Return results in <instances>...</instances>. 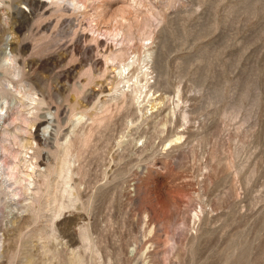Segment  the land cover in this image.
I'll return each mask as SVG.
<instances>
[{"label":"rangeland","instance_id":"1","mask_svg":"<svg viewBox=\"0 0 264 264\" xmlns=\"http://www.w3.org/2000/svg\"><path fill=\"white\" fill-rule=\"evenodd\" d=\"M0 78V264H264V0H0Z\"/></svg>","mask_w":264,"mask_h":264},{"label":"bare ground","instance_id":"2","mask_svg":"<svg viewBox=\"0 0 264 264\" xmlns=\"http://www.w3.org/2000/svg\"><path fill=\"white\" fill-rule=\"evenodd\" d=\"M73 2V1H72ZM49 35L50 34H48V35H44V34H42L40 37H38L39 39L37 40V42H39V41H48V40H51V39H56V36L55 37H49ZM36 38V37H35ZM37 39V38H36ZM56 41V40H55ZM44 43L43 42H40V43H38L37 45L38 46H40V45H43ZM48 46V45H47ZM11 50L13 51V55L11 54L10 56H6L7 57V59L10 61L9 63H11V62H13L14 61V56L16 55V54H18V55H20V60H18V61H15V62H13V63H17L18 64V66L16 67L13 63H11L7 68H6V70H4L7 74H9V75H18V73L21 75V77H20V79H18L17 81H15V82H13L12 80H10V79H6V82L7 83H9V82H13L14 83V85H18V89H16V93H20L21 94V97L23 96L24 98H26V99H28V100H33V94H35V92H41L40 90H38L37 89V87L35 86V85H33V84H31L30 83V81H28L26 78H24V76H26V75H28V73L27 72H25V70H23V67L25 66V64H27L28 62H27V60L24 58V56H25V53L23 52V48L22 47H19L18 45H14V46H12L11 47ZM66 53V52H65ZM130 64H132V62H126V63H122L121 65H120V67H118V70H117V75H118V77L120 78V80L118 81V83L119 82H124L125 84L124 85H126L127 86V88H128V76H127V73L128 72H126L127 70H128V68H129V65ZM82 65V64H81ZM71 68V67H70ZM141 73H143V74H146V71H143V72H141ZM142 74V75H143ZM90 75V74H89ZM144 76H146V75H144ZM136 78H137V76H136ZM135 78V82H133V84H136L137 83V79ZM91 79V75L90 76H88V82H89V80ZM3 80H5V78H0V83H1V81H3ZM87 82V81H86ZM87 82V83H88ZM90 82H92V81H90ZM117 83V84H118ZM68 84V83H67ZM71 85V87L74 89V90H76L77 92H79V93H82L83 95H84V92H82V91H84L83 90V85H81V83L80 82H78V81H74L72 84H70ZM1 86V85H0ZM123 86V85H122ZM16 88V87H15ZM20 88H22V90H20ZM50 89H48V91H49ZM113 90H116V91H118L119 92V96L118 97H112V98H114V99H117V100H119L120 101V104H122L124 101H123V98H124V96H125V92H124V90L123 89H118L117 87H114L113 88ZM132 91V90H131ZM135 93H138L139 92V88H137V89H134L133 90ZM19 94V95H20ZM41 94V96H42V99L41 100H44L45 101V99H46V96H44L43 95V93L41 92L40 93ZM49 94H50V92H49ZM77 94V93H76ZM74 98H75V96H74ZM73 97H71L69 100H67V101H69V102H76V98L74 99ZM84 98H86V96L84 97ZM67 99V98H66ZM21 99L19 98V101H20ZM51 100V99H50ZM83 100V99H82ZM46 101H48V100H46ZM80 101V100H79ZM79 101L77 102V103H79ZM42 102V101H41ZM51 102V101H50ZM49 103V102H48ZM102 105V104H101ZM19 107V106H18ZM56 108V107H55ZM98 108V107H97ZM96 108V109H97ZM101 108V107H100ZM99 108V109H100ZM84 109H85V107H84ZM56 110V109H55ZM18 111V110H17ZM20 111V110H19ZM29 112V111H28ZM54 112V111H53ZM56 112V111H55ZM57 113V112H56ZM95 114V113H94ZM59 116H60V114H58ZM56 116V115H55ZM95 116V115H94ZM16 118H17V116H16ZM22 118V117H21ZM83 118V116L82 115H80L79 116V118H77L76 120V123L77 122H79L81 119ZM27 119V118H26ZM25 118H23V120H22V122H24V123H26V125L27 126H30V122H28L27 120H26ZM56 119V118H55ZM60 119V118H59ZM100 119V118H99ZM96 120V119H91L90 121H91V124L89 125V126H87V127H83V125H82V127L81 128H79L78 129V134L79 135H81L82 137H86L87 136V133L89 132V129H93L94 127H96L95 125H94V127H91V126H93V123H95V124H97L100 120ZM35 122V121H34ZM32 123L33 122H31V125H32ZM58 123V120L56 121V124ZM38 125H42L41 123H39V124H37V126ZM22 128H19V130H21ZM95 130V129H94ZM2 131V130H1ZM29 131V130H28ZM24 132V131H23ZM4 133V132H3ZM1 134H2V132H1ZM9 135H11V134H9ZM55 135V134H54ZM13 136V135H12ZM11 136V137H12ZM3 137V136H2ZM14 138V137H13ZM65 138H67V136L65 137ZM4 139H2V138H0V148H4V146H1V142L3 141ZM15 140V139H14ZM13 140V141H14ZM66 140V139H65ZM23 141V140H22ZM20 142H21V140H20ZM42 142V141H41ZM43 144V143H42ZM27 145H30V141H24V143H21L19 146L20 147H24V146H27ZM66 146V145H65ZM5 149V148H4ZM3 154V153H2ZM63 155V154H62ZM10 157L12 158V159H15L16 157H17V153H13V154H10ZM8 159V158H7ZM73 160H74V156L71 154V152H67L65 155H64V159H63V162L64 163H62V164H60L59 165V167H58V171H56L57 172V177H58V179H57V183H56V185L54 184V189H53V196L52 197H54V194H55V198L54 199H52L53 201H55L56 202V206L54 207L55 208V210H54V215H56V214H58L59 212H60V209L62 208V207H65V205L64 204H62V202H61V198H62V196L65 194V193H67L66 191H67V187H68V179H70V175H69V171L71 170V164L73 163ZM50 161V160H49ZM15 162V161H14ZM3 165H5V166H7V172L5 171V172H3V174H5V176H7V177H10V178H14V184H16V185H20L18 188H14L13 190H11L12 192H10V194L11 195H18V194H22V193H25L27 190H28V187L26 186V185H21V182L22 181H24V180H26L27 179V177H28V175L29 174H23V176L21 177V176H13V174H12V170L15 168V165L16 164H13V162L12 161H9V162H5L4 160H2V161H0V166H3ZM4 168V167H3ZM2 172V171H1ZM22 173V172H21ZM25 173V172H24ZM2 174V173H1ZM40 174V173H39ZM4 178V177H3ZM48 179V178H47ZM5 180V179H4ZM29 181V180H28ZM5 182V181H4ZM3 183V182H2ZM24 183V182H23ZM2 186V185H1ZM29 186V185H28ZM4 187V186H3ZM10 187V186H9ZM30 188V187H29ZM19 191H22V193H20ZM52 192V191H51ZM50 192V193H51ZM5 194V193H4ZM25 195V194H24ZM52 202V201H51Z\"/></svg>","mask_w":264,"mask_h":264}]
</instances>
